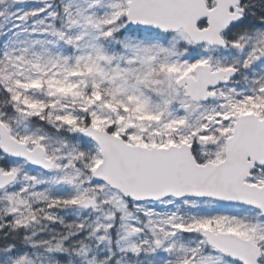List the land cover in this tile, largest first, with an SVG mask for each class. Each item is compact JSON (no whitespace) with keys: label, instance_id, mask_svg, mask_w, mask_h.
Listing matches in <instances>:
<instances>
[{"label":"snow or ice","instance_id":"obj_1","mask_svg":"<svg viewBox=\"0 0 264 264\" xmlns=\"http://www.w3.org/2000/svg\"><path fill=\"white\" fill-rule=\"evenodd\" d=\"M0 264H264V0H0Z\"/></svg>","mask_w":264,"mask_h":264}]
</instances>
